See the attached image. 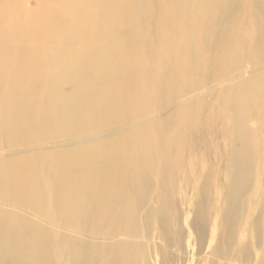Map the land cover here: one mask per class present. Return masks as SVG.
I'll list each match as a JSON object with an SVG mask.
<instances>
[{
  "label": "bare ground",
  "instance_id": "bare-ground-1",
  "mask_svg": "<svg viewBox=\"0 0 264 264\" xmlns=\"http://www.w3.org/2000/svg\"><path fill=\"white\" fill-rule=\"evenodd\" d=\"M193 171L194 264H264V0H0V264H178Z\"/></svg>",
  "mask_w": 264,
  "mask_h": 264
},
{
  "label": "rangeland",
  "instance_id": "rangeland-1",
  "mask_svg": "<svg viewBox=\"0 0 264 264\" xmlns=\"http://www.w3.org/2000/svg\"><path fill=\"white\" fill-rule=\"evenodd\" d=\"M196 158V157H195ZM194 158V160H195ZM198 160V158H196ZM193 160V169H195V166H197V163H195ZM195 172L193 171V183L191 188H189V191L187 193V197H189L190 201L188 204H182L181 201L178 202V207L179 209H181V213H182V243L183 246L181 249H175V255H176V263L178 264H184L186 262L187 259H189V262H193L196 263V257L193 253H196L198 250V244H197V240H196V236H195V230L193 228L190 227V225L188 224L187 221H189V219H193V205L196 201V195H197V191H201L202 190V186L198 185V183H195ZM212 188V192L213 193H221L219 189L216 188L215 185L211 186ZM224 192V190H223ZM182 196V195H179ZM191 258V259H190Z\"/></svg>",
  "mask_w": 264,
  "mask_h": 264
}]
</instances>
